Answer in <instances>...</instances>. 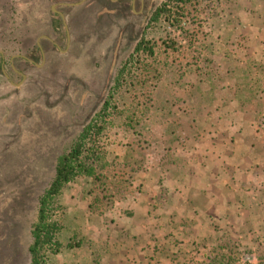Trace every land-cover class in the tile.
<instances>
[{"label": "rangeland", "instance_id": "1", "mask_svg": "<svg viewBox=\"0 0 264 264\" xmlns=\"http://www.w3.org/2000/svg\"><path fill=\"white\" fill-rule=\"evenodd\" d=\"M166 3L0 0V264L113 95L46 264H264V0Z\"/></svg>", "mask_w": 264, "mask_h": 264}, {"label": "trees", "instance_id": "2", "mask_svg": "<svg viewBox=\"0 0 264 264\" xmlns=\"http://www.w3.org/2000/svg\"><path fill=\"white\" fill-rule=\"evenodd\" d=\"M186 1L187 0H167L164 9L157 13L156 18L158 14H167V16H170L172 9H181ZM166 18L169 19L170 17ZM138 46L148 48L147 44L145 45L143 41L140 42ZM148 50L149 53L152 54V48L151 50L148 48ZM123 77L125 78V73H123ZM114 96L115 95L111 96L110 99L106 101L99 116L84 130L85 135L79 137L76 143L71 144L65 149L57 159L53 180L38 199L37 220L31 227V242L26 249V258L29 264H46V254L50 252L55 253L61 248V243L57 238V233L60 232L62 228L63 213L58 212V210L62 208L59 199L61 190L79 174L91 176L94 171L98 169L97 163L101 155L95 153V150L88 147L86 140L91 143V140H95V136L98 137L102 135L106 122L104 118L106 119L108 115L107 112L111 105L110 102H112Z\"/></svg>", "mask_w": 264, "mask_h": 264}, {"label": "crops", "instance_id": "3", "mask_svg": "<svg viewBox=\"0 0 264 264\" xmlns=\"http://www.w3.org/2000/svg\"><path fill=\"white\" fill-rule=\"evenodd\" d=\"M16 58V59H15ZM14 59V61H16V60H18V61H23V62H25L26 63V65L28 66V68H30V69H35V68H32V67H36V65L35 64H33V63H31V61H29V60H27L26 58H24V57H15ZM14 63V62H13Z\"/></svg>", "mask_w": 264, "mask_h": 264}, {"label": "flooded vegetation", "instance_id": "4", "mask_svg": "<svg viewBox=\"0 0 264 264\" xmlns=\"http://www.w3.org/2000/svg\"><path fill=\"white\" fill-rule=\"evenodd\" d=\"M1 57V56H0ZM1 60H2V57H1ZM10 63V62H9Z\"/></svg>", "mask_w": 264, "mask_h": 264}]
</instances>
